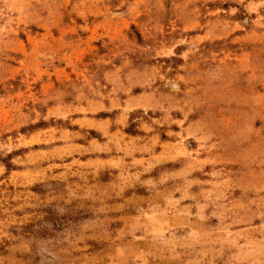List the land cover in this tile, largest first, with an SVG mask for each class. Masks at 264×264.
I'll return each mask as SVG.
<instances>
[{
	"label": "rangeland",
	"instance_id": "obj_1",
	"mask_svg": "<svg viewBox=\"0 0 264 264\" xmlns=\"http://www.w3.org/2000/svg\"><path fill=\"white\" fill-rule=\"evenodd\" d=\"M0 264H264V0H0Z\"/></svg>",
	"mask_w": 264,
	"mask_h": 264
},
{
	"label": "trees",
	"instance_id": "obj_2",
	"mask_svg": "<svg viewBox=\"0 0 264 264\" xmlns=\"http://www.w3.org/2000/svg\"><path fill=\"white\" fill-rule=\"evenodd\" d=\"M135 133V132H134ZM132 134V133H131Z\"/></svg>",
	"mask_w": 264,
	"mask_h": 264
}]
</instances>
